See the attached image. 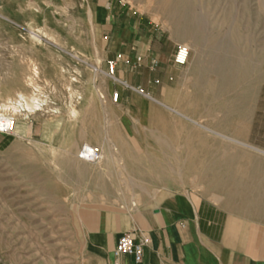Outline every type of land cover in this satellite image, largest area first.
Here are the masks:
<instances>
[{"label": "rangeland", "instance_id": "1", "mask_svg": "<svg viewBox=\"0 0 264 264\" xmlns=\"http://www.w3.org/2000/svg\"><path fill=\"white\" fill-rule=\"evenodd\" d=\"M123 1L137 17L155 25L161 53L167 55L177 44L189 46L182 72L157 84L169 97L160 101H174L188 117L245 143L216 137L218 161L230 151L236 166L260 165L259 152L264 150V0ZM88 3L96 12L95 24L89 20ZM94 7L92 0H0V113L27 126L18 133L0 131V264H76L85 246L84 213L95 219L99 210L110 215L129 211L131 207L123 202H130V193L151 191H99L100 180L114 181L108 185L127 181L123 161L110 174L92 162L78 165L75 157L58 148L67 140V130L71 141L93 137L102 133L107 118L115 114L111 107L104 109L101 88L107 78L98 73L92 56L93 44L100 43L99 10ZM31 25L39 40L30 32ZM33 66L37 73L26 82ZM71 77L76 81L70 83ZM70 84L79 99L69 96ZM19 91L26 96L37 94L43 100L40 109L27 116L15 112L12 102ZM9 95L12 102L7 100ZM146 102L142 98L141 103ZM71 103L82 108L75 120L67 114ZM159 107L163 127L159 135L169 139L165 145L156 138L146 139L156 125L144 109L129 110L138 124L137 141L133 138L125 144L126 136L119 134L128 147L122 149L131 151L132 162L146 168L156 165L146 180L151 185L169 181L174 188L194 190L202 188L201 176H215V181L218 176L225 178L222 165L219 174L205 173L210 171V141L199 142V131L191 128L188 119L174 114L177 123L173 124L169 112ZM54 116L60 125L52 139L43 143L42 125ZM126 129L130 134L128 125ZM201 132L202 139L214 137ZM111 161L118 160L113 157Z\"/></svg>", "mask_w": 264, "mask_h": 264}, {"label": "crops", "instance_id": "2", "mask_svg": "<svg viewBox=\"0 0 264 264\" xmlns=\"http://www.w3.org/2000/svg\"><path fill=\"white\" fill-rule=\"evenodd\" d=\"M92 3L99 10L96 24L100 35V43L93 44L92 56L98 73L107 78L101 88L106 100L104 109L111 107L115 114L107 118L102 133L89 138L94 140V146L100 149V153L104 148L110 149L114 154L110 159L116 157L118 160L115 163L110 161V165L105 164L99 170L115 174L116 165L122 164L121 159L126 158L123 170L129 174L126 184L108 185L114 181L100 180L96 189L151 191L130 193V202H123L131 207L129 211L110 215L99 210L95 219L93 214L84 213L81 220L85 246L76 264H264V152H259L260 165L236 166L230 151L223 154L222 161H218L216 137L202 139L199 135V142L211 143L207 156L211 158L210 171L205 173L219 174L222 165L226 177L220 179L218 176L215 181V176L210 179L201 176L202 188L194 190L174 188L175 185L169 181L151 185L153 182L146 179L154 166L150 165L148 169L128 167L132 154L122 148H128L124 145L139 136L138 124L130 114V108L152 112L158 109L161 114L159 103L143 104L141 100L145 98L144 94L158 100L169 99L165 95L167 90L157 84L182 72V66L173 63L175 46L167 55L161 53L162 42L156 35L155 25L141 16L137 17L128 3L123 0H92ZM78 9L80 11V5ZM92 11L95 22L96 12ZM108 61L114 62L116 80L108 76ZM113 92L118 93L116 102L111 98ZM175 108L180 109L177 104ZM170 116L176 124L177 118ZM178 122L184 127V123ZM126 125L131 130L130 134ZM120 133L126 136L125 144L119 137ZM194 156L203 157L202 154ZM139 179L143 181L138 182ZM99 197L104 198V193L100 192ZM132 229L141 230L148 239L140 262H135L130 255L116 257L113 254L119 236Z\"/></svg>", "mask_w": 264, "mask_h": 264}, {"label": "bare ground", "instance_id": "3", "mask_svg": "<svg viewBox=\"0 0 264 264\" xmlns=\"http://www.w3.org/2000/svg\"><path fill=\"white\" fill-rule=\"evenodd\" d=\"M87 5H88L89 13H90L89 14V20H90V22L92 24H95V22H94V19L95 18H94V13L92 11V7L89 5V3ZM90 16H91V18H90ZM35 30H36L35 29V26L31 25L30 32L32 33V35H33L34 38H36L37 40H39L40 35H39L38 32H35ZM185 45L188 46V44H186V43H185ZM202 48H204V47L202 46ZM201 58H202V56H201ZM36 73H37V68L33 66L32 70H31V74L26 75V82L31 81L32 78L36 75ZM74 81H76V78L75 77H71L70 78V83L71 82H74ZM67 91H68V94H69L70 97H72L73 95H76L78 99L81 97V96H79L80 94L77 93L76 90L71 87V84L70 85H67ZM17 97L18 98L15 101L12 102V97L9 95L7 97V100H9V102H12L13 103V106L12 107H13V110L15 112H20V115L22 113L23 115H26V116L29 113H34L35 111L39 110L40 107H41V102L43 101L35 93H33V94L29 95V96H26L23 92L19 91V92H17ZM144 97L146 99H148L149 102H157V103H159L161 107H163L164 109H166L169 112V114H171V115H174L175 114V115L183 116L186 119H188L192 123L191 128L194 131H196V130L199 131V135L200 134L202 135L203 132H201V130H204L209 135L214 136V137H220L221 139H223V140H225L227 142L245 144L244 142H242L241 140H239L237 138H234V137H232L230 135H227V134H223L221 132H218V131H216V130L208 127V126H205V125L201 124L200 122L196 121L195 119H193L191 117H188L182 110L175 108L176 104H175L174 101H171V100L160 101L158 99H155L154 97H151L148 94H144ZM147 103L148 102H146V104ZM81 109H82L81 106H77L76 104L71 103L70 106L67 109V114H68L69 118L75 120L77 118V116L79 115ZM140 110H142V109H140ZM144 110H146V109H144ZM138 111L139 110H131V113H136ZM146 111L149 112L150 116L153 115V117H154L153 118L154 119V123L156 125V127L154 129L149 130V134H148L149 138H154V139L156 138L157 141H160V143H162L163 145H165V142H166L165 141V138L164 137H161L159 135V133L162 131V128L163 127L160 124L161 123L160 122L161 115H160V113H158V109L156 111H154V112L149 111V110H146ZM54 117L55 118H53L50 121L44 122V124L42 125L43 127H42V132H41V139L44 141L43 143L49 142L52 139L53 132L60 125V119L57 116H54ZM11 119H13L12 120V124H11ZM10 125H12V129L14 130V132L17 131L16 133H18V131H21L22 129L23 130L27 129V126L26 125H24L22 123H16L14 117H11V116H9L7 114H4V113H0V127L1 128H4L5 127L6 129H9V126ZM2 132H3V134L4 133H10V130H6V131H2ZM64 139H67V140L65 142L62 141L60 143V145L58 146V148L61 151L67 153L68 156H71L72 155V157H75V159L77 160V161H75V163H77L78 165H80V163H81L80 161L89 162V161H85V160L79 158L78 157V152H79V149H80V147L82 145H85L87 147L94 146L93 145V141L94 140L92 138H89L87 136V137L80 138L79 140H76L74 142H71V140L69 139V131L67 130L65 132V138ZM48 144L50 145V143H48ZM54 146L55 145H52V147H54ZM188 149H189V147L187 146L186 150H188ZM260 151L261 152H264V150H260ZM111 156H112V153H111L110 149L105 150V148H104L101 151L100 155L98 156L97 160H95V161L92 162V165H94L96 167H99V168L100 167H103L105 164H109L110 165V161H111L110 157ZM191 156H194V155L193 154H190V155L187 154V157H191ZM114 162H116V161H114ZM89 163H91V162H89ZM139 166L140 165L138 163H135V162H130L128 164V167H131V168H134V169L135 168H138ZM153 166L156 167L155 164H153L152 167ZM77 167L78 168L80 167L79 168L80 170L83 169V168H81V166H77ZM136 171H137V169H136ZM140 171H141V168H140ZM138 176H140V175H138Z\"/></svg>", "mask_w": 264, "mask_h": 264}, {"label": "built area", "instance_id": "4", "mask_svg": "<svg viewBox=\"0 0 264 264\" xmlns=\"http://www.w3.org/2000/svg\"><path fill=\"white\" fill-rule=\"evenodd\" d=\"M189 56V48L185 44H177L173 53V63L176 65H184L187 63ZM156 64L155 61H153ZM108 76L114 80L116 78L113 75L114 72V62L108 61ZM124 84V83H123ZM112 101L116 102L118 98V93L113 92L111 95ZM11 119V124H12ZM12 125L9 126V129L1 128L0 131L11 130ZM100 155V149L97 146L87 147L82 145L78 152V157L89 162L97 160ZM147 237L139 229H132L122 233L116 241L115 247L113 249V254L118 257L120 255H130L134 258L135 262L141 261L143 247L147 244Z\"/></svg>", "mask_w": 264, "mask_h": 264}]
</instances>
